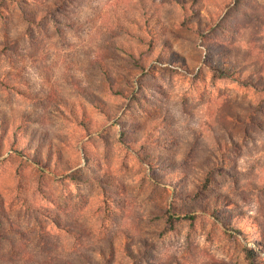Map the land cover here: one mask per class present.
<instances>
[{"label": "rangeland", "instance_id": "obj_1", "mask_svg": "<svg viewBox=\"0 0 264 264\" xmlns=\"http://www.w3.org/2000/svg\"><path fill=\"white\" fill-rule=\"evenodd\" d=\"M144 1L168 47L139 59L113 28L138 0H0V117L27 115L58 164L1 151L0 264H264V0Z\"/></svg>", "mask_w": 264, "mask_h": 264}, {"label": "trees", "instance_id": "obj_2", "mask_svg": "<svg viewBox=\"0 0 264 264\" xmlns=\"http://www.w3.org/2000/svg\"><path fill=\"white\" fill-rule=\"evenodd\" d=\"M182 13H186L189 9L188 7L182 3L180 7ZM131 14H125L124 20L127 23L116 22L114 24V29L118 31L120 35H135L139 38L145 45L146 48L143 49L139 59L141 58H150L151 54H153L155 49V54L157 56L161 55L158 53L157 50L159 48H166L168 47L167 39L163 38L162 36L165 33L166 25L164 24L162 17L155 8H150L149 5H145L144 0H138L136 6H132ZM127 13V12H126ZM137 14V16H136ZM116 46L119 50H127L126 52L131 58H135V53L132 51H128L127 47L121 45V43H116ZM153 60H159L153 59ZM210 67L219 68L220 67L219 61H215L212 63ZM100 74L102 75L103 80L106 82L108 89L111 90L113 93L119 94L120 87L118 83L115 82L114 76L111 74L110 69L104 65L103 63H99ZM223 70H228L224 68ZM0 83L6 84L3 80L0 79ZM89 103L93 106L99 108V110L105 111V105L101 99H99L96 95L92 93L87 97ZM63 106V109L72 116L75 120H80L83 122V113L84 107L82 105H78L73 103L72 101H68L66 99H60V101L56 104V107ZM19 120L16 121V118H12L11 120L5 119L4 117H0V153L3 150H10L11 153H15L21 155L27 159H31L32 162L37 165L40 169L46 170L51 172V170H55L56 166H58L55 156L56 154L53 152L48 151L45 147L44 135L37 136L35 130H33L29 126V119L28 116L25 114H20ZM84 124V123H83ZM34 157V158H33ZM52 158V160H50ZM159 155L155 156L153 162H159ZM159 164V163H158ZM76 178H78L76 176ZM108 182H113L110 177H106L105 179ZM37 194H42L43 197L46 198V191L40 189ZM45 194V195H44ZM42 197V198H43ZM19 198L23 199V201H27V197L25 195H20ZM226 200L229 201V199ZM224 199V198H223ZM30 206V203H27ZM2 205V198L0 196V206ZM216 205L210 204L207 202L205 209L215 208ZM53 217H55L56 223L60 226V228L64 229V225L62 221L59 219L56 212L50 213ZM170 218V217H168ZM231 218H226V220H222L221 223L225 227H230L235 229L236 226H232ZM108 250L114 248L113 242H107ZM123 254L127 255L128 257L132 256V251L128 249L127 246H123ZM98 258L96 261L89 259V263L91 264H110V261H107V257L103 250L96 251ZM245 258L250 260L251 263L254 262L255 253L252 249H245Z\"/></svg>", "mask_w": 264, "mask_h": 264}]
</instances>
